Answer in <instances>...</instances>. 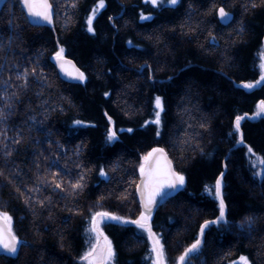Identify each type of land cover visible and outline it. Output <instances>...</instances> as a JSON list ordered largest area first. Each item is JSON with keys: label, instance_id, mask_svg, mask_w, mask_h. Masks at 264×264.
I'll use <instances>...</instances> for the list:
<instances>
[{"label": "trees", "instance_id": "trees-1", "mask_svg": "<svg viewBox=\"0 0 264 264\" xmlns=\"http://www.w3.org/2000/svg\"><path fill=\"white\" fill-rule=\"evenodd\" d=\"M48 1L49 26L20 0L0 10V213L20 242L0 264H83L97 213L120 218L97 217L114 264H151L148 228L169 263L200 240L184 264H264V115L248 117L264 82L240 86L259 76L264 0H103L92 32L100 0ZM61 48L82 82L59 77ZM154 148L184 183L148 216L136 185Z\"/></svg>", "mask_w": 264, "mask_h": 264}, {"label": "snow or ice", "instance_id": "snow-or-ice-1", "mask_svg": "<svg viewBox=\"0 0 264 264\" xmlns=\"http://www.w3.org/2000/svg\"><path fill=\"white\" fill-rule=\"evenodd\" d=\"M171 4H176L177 0H170ZM23 6L27 9V13L29 17H39L42 18L43 20H46L48 22H51V15L50 12L48 11V9L50 8V5L47 3V0H41V2L37 3L35 2V0H22ZM152 3L155 4L156 0H152ZM99 7H103V0H100V5ZM40 9H43V11H41ZM93 15H95V10L93 11ZM220 16L226 17L227 14L224 12L223 9H220ZM141 19H148V17H144L143 15L141 16ZM88 31L92 32L93 28H92V18L90 17L88 20ZM63 49L61 48L60 51L57 53V58L60 59L62 58V54H63ZM261 68H264V64H261ZM78 72V70H77ZM76 79L79 80H83L84 79V74L83 73H79L76 75L75 77ZM262 80H264V76L261 77ZM246 88H251L253 87V85L251 84H247L245 85ZM156 107L157 108H161V101L160 98L157 97L156 98ZM260 113H264V102H262L259 106H258V112L257 114L259 115ZM242 119V117H237L236 119V129L237 131L239 130L240 127V120ZM79 123V122H77ZM155 123H159V113H157V120L155 121ZM131 131V130H129ZM115 138V133L114 132H110L108 139L112 140ZM249 151H251V149H249ZM155 152H161L163 153L162 149H154L153 152H150L148 154V156H146L144 159L147 162ZM141 173L142 175H144L146 177L143 187L145 190H147L149 188V184H158L159 187L156 188L153 191H149L146 197V203H145V209L148 213V216H150L151 214V205L155 203V197L161 195L162 189L164 187H169V188H175L177 186V184L179 185H183L184 183V177L182 175H178L175 173H171L170 175L172 177H174L173 179H169V180H161L159 177L161 175H169V173L166 172H162L161 169L156 168L153 170H150L148 172H145V168L142 165L141 166ZM101 175H105L104 172H101ZM59 186V185H57ZM74 187H79V185H74ZM220 189H221V181L217 180L216 185H215V194L216 196L219 198L221 196L220 193ZM97 217H107L109 219H113V220H119V217H109L107 213H97L95 214V216H93L92 218V227L90 228L91 232H96L97 236L96 239L97 241L99 240L100 235H102V233L99 232V223L100 221L97 220ZM224 217V202L223 199H220V219L222 220ZM148 217L145 216L144 214L141 215V220H145ZM132 223H137L139 227H145L144 224L140 223L139 221H132ZM212 223H216V221H213ZM206 226V225H205ZM149 234H150V238L152 237V233H151V229L148 228ZM105 241H106V251L102 250L101 254H98L97 256L94 257V253L96 252V248L93 247L89 250L88 253L85 254V256L83 257V259L88 261V264H97V260L100 261V264H108V261H110L113 256V250L111 247V242L107 241V238L105 237ZM20 242L17 240L16 236L12 233V229H11V217L8 216L6 213H0V248L6 250L8 253L11 254H16L17 250H18V244ZM200 245V240H197L196 243H194L189 249H187V251L184 253V255H182L181 257H179V264H184L186 257L189 255V253H192L194 251H196L198 249ZM152 251L154 253H156V264H163V247L162 245L159 244V240L158 239H154L153 242V248ZM241 262L242 264H248L247 258L245 257H241Z\"/></svg>", "mask_w": 264, "mask_h": 264}, {"label": "water", "instance_id": "water-1", "mask_svg": "<svg viewBox=\"0 0 264 264\" xmlns=\"http://www.w3.org/2000/svg\"><path fill=\"white\" fill-rule=\"evenodd\" d=\"M5 2H6V0H0V10L4 6ZM20 2H21V6H22V8H23V10H24V12H25V14H26V16H27V18L31 24H33L35 26H49L50 25L51 22L43 20L42 18L34 17V16L29 17L28 13H27V9L23 6L22 0H20ZM35 2L39 3V2H41V0H35ZM47 3L50 5L48 0H47ZM220 9H223V8H221V7L218 8L217 19L221 25L226 26L232 21L233 16L230 12L224 11L227 14V16L222 18L220 16ZM40 10L43 11V9H40ZM48 11L50 12V15L52 18L51 6L48 9ZM51 62L54 65V67L56 68V71H57L59 77L61 78V80L68 82V83L82 82V80L75 78L76 75L78 74V72L81 73V71L77 68V66L74 64V62L72 60H70L69 58L62 56V58L58 59L57 56H53L51 58ZM77 70H78V72H77ZM154 149H160V148H154ZM153 150L151 152H153ZM143 166L145 168V172L159 168L162 170V172L169 173V175H161L159 177L161 180H169V179L174 180V177H172L170 174L171 173L177 174L174 170L172 162L170 161L169 157L167 156V154L164 151H163V153L155 152L153 154V156L147 162L145 161ZM145 179H146V177L144 175H142V173L140 171L138 182L136 185V198H137V201L140 205L142 212L148 215V213L145 209L147 194L149 191H153L156 188H158L159 185L158 184H149V188L147 190H145L143 187ZM180 186L181 185L177 184V186L175 188L164 187L162 189L161 195L156 196L155 197V203L150 206L151 207V213L168 196L174 194L180 188ZM0 254H11V253H8L6 250L0 248Z\"/></svg>", "mask_w": 264, "mask_h": 264}, {"label": "rangeland", "instance_id": "rangeland-1", "mask_svg": "<svg viewBox=\"0 0 264 264\" xmlns=\"http://www.w3.org/2000/svg\"><path fill=\"white\" fill-rule=\"evenodd\" d=\"M151 2H152V0H151ZM99 5H100V1L97 3V8L94 9L95 10V15L102 8V7H99ZM95 15H93V13L90 15V17L92 18V20L94 19ZM144 17H148V19L150 18L149 16H144ZM141 20H146V19H141ZM261 64H264V54L263 53L260 55L259 76L254 81L247 82L245 84H241L240 86L242 88H244L246 90H250L252 88H256V87L260 86L264 82V80L261 79V77L264 76V68H261ZM247 84H251V85H253V87L246 88L245 85H247ZM260 104L261 103L257 104V106L255 107V109L253 110V112L250 115H248L249 118H251V119H257V118H259V117H261V116L264 115V113H260L259 115L257 114V112H258V106ZM110 132H112V131L111 130L109 131L108 136H109ZM107 140H108L109 143H112L114 141V139L109 140L108 137H107ZM219 206H220V204H219ZM109 221H112V219H109V218L105 217V218H103L102 223H106V222H109ZM91 227L92 226H90V228ZM99 227H100V223H99ZM90 228L88 230V234H89L88 237H89L90 245H88L86 251L81 256V259H79V262L80 263L82 262L83 264H88V261L85 260V259H83V257L85 256L86 253L89 252V250L91 248H93V247L96 248V252L94 253V257H95L98 254H101L102 253V250H105L106 251V241H105V237L107 238V241H110L109 237L103 232V229L101 227L99 228V232L102 233V235H100L99 240L97 241V239H96L97 233L96 232H91L90 231ZM154 239H158L159 240V244L162 245L161 244V241H160V239L158 237L148 238L149 249L151 251V264H156V260H157L156 253H154L152 251ZM111 247H112V250H113V253H114V249H113L112 243H111ZM97 264H100V261L99 260H97ZM108 264H114V256H113V258L110 261H108ZM163 264H179V260H177L175 263H169L165 259V256H164V253H163ZM232 264H242L241 259L240 258L237 259Z\"/></svg>", "mask_w": 264, "mask_h": 264}]
</instances>
